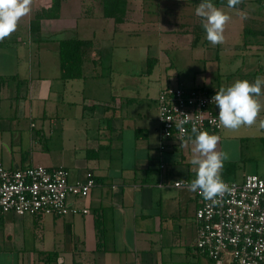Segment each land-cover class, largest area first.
I'll return each mask as SVG.
<instances>
[{
  "label": "crops",
  "instance_id": "crops-1",
  "mask_svg": "<svg viewBox=\"0 0 264 264\" xmlns=\"http://www.w3.org/2000/svg\"><path fill=\"white\" fill-rule=\"evenodd\" d=\"M57 1L31 0V11L21 18L16 31L0 40V164L7 169L66 168L72 183L91 172L97 184L88 199L71 201L80 209L88 208V215L1 216L0 264H216L196 247L195 192L174 185L196 178L198 169L191 163L196 155L193 140L163 141L159 100L158 118L150 111L144 114V108L133 113L130 105L136 94L128 86L130 81L155 78L157 65L171 66L170 50L181 47L175 43L195 50L206 36L203 17L186 1L178 2V15H158L150 13L141 0H128L127 15L116 23L106 17L104 0H59L57 17L39 19ZM232 16L239 20L236 29L244 34L263 33L243 26L255 25L259 21L255 15ZM143 33L159 37L157 56L150 58L151 45L133 49L143 62L154 60L152 72L142 71L143 78L124 70L113 73L117 62L135 59V53L122 58L120 50L110 54L121 58L109 65L110 74L105 72L102 53L115 48L117 35L134 38ZM73 40L92 45L84 55L82 78L63 80L60 43ZM186 58L206 68L212 62L195 53ZM236 72H221L220 88L207 89L217 92L242 80ZM172 76L171 70L168 82ZM257 76L264 77L259 72L247 80L254 82ZM213 83L209 76L204 85ZM195 85L201 86L200 82ZM94 103L100 106L84 109ZM260 103L264 105V94ZM257 119H264V108ZM248 128L258 134L239 137L242 128H223L217 151L228 154L225 162L246 158L253 165L245 164L242 174L231 164L222 167L224 181L264 175V155L260 160L254 152L257 141L264 144V129L258 123ZM250 139L248 158L244 144ZM225 264L231 263L226 260Z\"/></svg>",
  "mask_w": 264,
  "mask_h": 264
},
{
  "label": "built area",
  "instance_id": "built-area-1",
  "mask_svg": "<svg viewBox=\"0 0 264 264\" xmlns=\"http://www.w3.org/2000/svg\"><path fill=\"white\" fill-rule=\"evenodd\" d=\"M216 92L204 87H166L159 95L160 135L163 141L194 140L193 125L219 137V108L213 102ZM184 121L181 133L176 125ZM162 168L165 166L162 165ZM228 190L214 200L195 192L198 208L196 247L216 264H264V177L248 175L242 182L224 181ZM189 180L178 181L176 188H189ZM97 182L93 173L70 182L66 168L51 169L33 165L7 169L0 164V217H65L90 213L73 206L72 199H88Z\"/></svg>",
  "mask_w": 264,
  "mask_h": 264
},
{
  "label": "rangeland",
  "instance_id": "rangeland-1",
  "mask_svg": "<svg viewBox=\"0 0 264 264\" xmlns=\"http://www.w3.org/2000/svg\"><path fill=\"white\" fill-rule=\"evenodd\" d=\"M170 1V0H169ZM165 2L164 0H141L143 5L150 9V13L157 11L158 15H178L179 11H177L180 4L178 2L181 1L185 3L189 2L190 9L197 8L199 6L197 3L202 0H194V4L190 0H172V1ZM217 0H211V2L218 8H222L226 13L231 16V20L225 25L224 29V40L220 44L213 45L209 42L206 36L200 41L198 47L195 50H191L189 48V44H181V47L176 48L172 51L170 50V55L172 58V65L167 66L162 65V67L155 68V78L148 80L147 78L131 82L128 86L131 89H134L133 92L135 93V101L133 104L130 105V108L133 113L145 109L144 114L150 111L151 115L158 118L159 112L157 109L158 100L160 92L162 88H166L167 86L177 87L183 85L187 89L196 88L195 82L197 84L200 82L201 86L204 88L215 89L220 88L221 86V72H228L230 70H237L236 77L239 79H249L255 77V75L261 72L264 75V0H236L240 4L238 8L229 7L225 5L218 6L214 2ZM191 2V3H190ZM161 4L160 8L159 5ZM196 5V6H195ZM183 11V10H182ZM156 13V14H157ZM160 13V14H159ZM193 13V12H192ZM232 15H255L258 18V22L254 25L253 23H246L243 26L254 30H263V33L259 35L254 34H244L242 31L237 30L239 28V24L237 27V19L233 18ZM263 20V22L261 21ZM163 36L160 37V39ZM158 36L150 35L148 33L141 34L140 37L129 36L127 34H120L116 37V42L114 43L115 48L109 51V53H102V59L104 63L105 72L110 74L111 68L109 65L114 62L116 63V58H124L126 55H133L135 53L134 62L130 61L127 62L124 60L123 63L117 62L114 65L113 73L120 72V70L129 71L132 74H142V71H147L148 69V62H143L142 57L138 55L136 49L137 46H146V48L150 47V58L157 56L158 54ZM163 39V38H162ZM168 39V37H167ZM119 44H126L127 48H123L122 45L116 47ZM167 44V43H166ZM130 45H134L135 48L130 49ZM120 50V51H119ZM181 50V51H179ZM121 57H111L110 54L118 53ZM190 53H195L196 55H205L206 57L210 58L212 62L205 67L204 63H192L190 60H187L186 56ZM141 54V53H140ZM219 54V61L217 60V56ZM182 57H179V56ZM170 65V62H168ZM172 70V78L170 82H168V75ZM145 74V73H144ZM146 77H148L145 74ZM211 77L213 83L211 86L204 85L207 81L208 77ZM159 79V80H158ZM199 86V87H201ZM117 87H115V90ZM142 99H145V103H142ZM149 98V99H148ZM135 111V112H134ZM134 124H136L134 122ZM250 127V126H249ZM242 128L241 133H239V137H251L252 135L258 134V132L251 130L248 126H241ZM221 139V136H220ZM252 139L248 142H245V156H248L247 150L249 149L248 146L251 145ZM264 144H260L259 141L256 142V147L254 149L255 156L262 160L264 151H263ZM243 161H237L234 163H226L224 161L223 167L228 165H233L232 169H236L238 174H242L244 171V165L252 168L253 165L246 161V158L242 159ZM254 162L253 164H255ZM249 173H253L251 169H248ZM260 176L264 177L263 172H259ZM227 261H230V257L228 256Z\"/></svg>",
  "mask_w": 264,
  "mask_h": 264
},
{
  "label": "clouds",
  "instance_id": "clouds-1",
  "mask_svg": "<svg viewBox=\"0 0 264 264\" xmlns=\"http://www.w3.org/2000/svg\"><path fill=\"white\" fill-rule=\"evenodd\" d=\"M236 0H228L232 7ZM31 0H0V40L9 37L16 31L19 21L31 11ZM197 15L203 17V28L206 38L213 45L224 40L225 25L231 16L222 8L216 7L211 0H203L196 9ZM264 94V77L257 76L254 82L247 79L236 80L227 88H221L213 97V102L219 108L218 126L228 129H238L241 126H252L264 129V119L258 121L264 105L260 103V96ZM181 121L179 131H185ZM195 147L191 163L197 166L196 178L189 183L191 191H199L206 200H214L228 190L222 179L221 169L228 159L227 153L217 151L220 137L208 131H198L193 125Z\"/></svg>",
  "mask_w": 264,
  "mask_h": 264
},
{
  "label": "trees",
  "instance_id": "trees-1",
  "mask_svg": "<svg viewBox=\"0 0 264 264\" xmlns=\"http://www.w3.org/2000/svg\"><path fill=\"white\" fill-rule=\"evenodd\" d=\"M59 0L53 3V8L51 11H44L39 19L43 17H57L59 11ZM216 5H226L228 6L227 0H217L214 2ZM238 2H235L233 7H237ZM104 11L108 18L115 19L116 23H122L125 15L128 12V0H104ZM57 12L56 15L54 13ZM91 42L73 40V41H63L60 43V56H61V70L63 80H75L81 79L83 76V63L84 55L87 49L91 47ZM154 60H149L148 72H152ZM100 106V104L94 103L93 105H85L84 109L95 110ZM105 109L108 108L107 105L102 104Z\"/></svg>",
  "mask_w": 264,
  "mask_h": 264
}]
</instances>
